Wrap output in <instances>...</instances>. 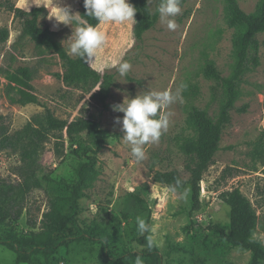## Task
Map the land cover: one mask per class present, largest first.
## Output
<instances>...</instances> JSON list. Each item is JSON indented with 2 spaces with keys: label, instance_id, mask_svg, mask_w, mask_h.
<instances>
[{
  "label": "rangeland",
  "instance_id": "374dc122",
  "mask_svg": "<svg viewBox=\"0 0 264 264\" xmlns=\"http://www.w3.org/2000/svg\"><path fill=\"white\" fill-rule=\"evenodd\" d=\"M237 2L244 12L253 14L261 0ZM39 5L46 7L40 27L48 29L67 53L69 45L63 42L73 34L75 25L51 19L56 13L54 5L70 7L73 13H81L84 7L83 0H0V30L10 32L8 41L0 44V134L6 129L9 136H14L27 127L41 134L25 137L15 150L0 149V199L16 200L25 206L18 222L0 224V240L11 235L27 238L31 231H39L31 229L27 219L40 223L50 200L57 202L65 221L51 241L56 250L48 260V250L28 255L26 248L12 253L0 246V264H107L101 240L106 241L110 258L119 259L110 264H135L137 257L146 264L147 248L138 242L145 233L139 232L137 218L147 223L150 214L155 227L151 238L161 253L162 264H252L251 251L232 246L221 234L231 232L229 193L237 188L258 215L255 239L262 244L264 264V33L258 35L259 65L247 68L243 75L241 95L231 111L230 123L223 129L220 150L202 177L201 209L193 213L189 185L181 190L169 187L155 181L153 175L177 170L189 180L183 145L195 135L190 124L191 108L208 111L214 120L219 117L221 100L213 95L215 84L205 77L204 69L212 63L225 77L234 71L235 30L225 0H183L174 31L158 20L140 41L132 36L134 24L100 25L108 40L92 68L114 76L106 109L92 99L87 85L61 82L56 75L63 74L65 68L54 53L47 48L40 53L35 43L23 36V22L10 7L27 10ZM125 60L133 68L127 78H121L117 66ZM8 67L35 71L38 105L14 103L6 92L4 72ZM182 84L187 88H181ZM150 87L179 91L183 102L166 110L173 113L168 131L158 144L145 146L146 159L136 162L130 146L120 139L122 125L115 123L123 113L114 112L112 106ZM47 109L61 120L94 117L106 135L104 149L97 155V179L84 190L75 214L71 195L61 185L75 182L86 135L71 139L62 131L49 130ZM28 146L32 166L57 182L47 192L26 190L21 169L27 166L22 152ZM72 215L75 222L70 220ZM86 234L99 240H91Z\"/></svg>",
  "mask_w": 264,
  "mask_h": 264
},
{
  "label": "trees",
  "instance_id": "16d2710c",
  "mask_svg": "<svg viewBox=\"0 0 264 264\" xmlns=\"http://www.w3.org/2000/svg\"><path fill=\"white\" fill-rule=\"evenodd\" d=\"M129 2L137 9L132 36L140 41L144 34L151 30L159 20L156 9L160 0H129ZM225 2L230 25L235 30L233 41L234 71L231 76L225 77L212 63H208L204 69L205 77L215 84L213 95L215 98L220 97L221 100L219 117L214 120L208 111L198 107L191 108L190 124L195 135L183 145V152L187 156L186 170L190 174L189 180L183 179L177 170L156 172L153 175L155 181L169 187H177L181 190L189 185L192 191L193 213L199 212L201 209L200 184L202 177L213 164L214 156L220 150L223 129L230 123L231 111L241 95L240 85L243 75L247 68L259 65L261 45L258 35L264 33V0H261L257 11L253 14L244 12L237 0H225ZM182 3L183 0H181ZM10 11L22 20L23 36L34 42L40 53H44V48L51 50L62 63L65 72L56 75V77L64 84L83 83L87 85L92 99L99 102L106 109L107 100L110 97L114 83V76L108 73H99L92 67L87 66L79 57L72 58L54 39L48 29L40 27L39 19L46 13L44 5L31 6L27 10L11 6ZM80 15L83 17L82 24H97L95 19L87 17L84 7ZM9 36L8 29L0 30V44L6 43ZM4 75L7 81L6 92L13 98L14 103L22 106L39 104L37 90L33 85L35 71L32 68L17 67L14 69L8 67ZM46 121L49 130L62 131L71 139L81 134L86 135V143L81 147L78 155L80 162L75 169L76 180L72 184L61 185L71 195L73 213L75 214L78 211L79 201L84 196V190L89 189L97 179V155L104 149L106 135L100 122L94 117L80 120H61L51 110L47 109ZM30 135H34L32 138L41 136L36 130L30 131V127L14 136H9L8 131L3 129L0 134V149L15 150L20 147L25 137ZM30 146L25 147L22 152L23 161L27 163L25 169H21L24 185L26 190L38 189L47 192L57 182L42 169L32 166ZM177 180L181 183L177 184ZM1 196L3 197L2 194ZM229 196L231 232L226 235L221 231V234L232 246L251 251L253 253L252 264H261L263 247L255 239L259 224L258 215L240 189H234L229 193ZM24 211L25 206L17 204L16 200L2 201L0 199V224L7 221L18 222ZM73 216H70V220L75 222ZM64 221L65 216L60 211L57 202L50 200L48 209L42 214L40 223L30 217L27 219L28 226L34 230L39 228V231H31L27 238L11 235L9 239L0 240V246L5 247L12 253H18L19 250L26 248L25 251L28 255H32L37 251L48 250V260L56 250V245L52 244L51 241L62 229ZM153 223L154 217L150 214L147 224L153 226ZM85 236L91 240H99L89 234ZM149 236H151V233H145L138 240L141 246L147 248L145 256L148 257L149 261L146 264H162L161 253L155 243L152 247H149ZM101 243L103 244L106 263L117 262L119 259L110 258L106 241L101 240Z\"/></svg>",
  "mask_w": 264,
  "mask_h": 264
},
{
  "label": "clouds",
  "instance_id": "9594fccd",
  "mask_svg": "<svg viewBox=\"0 0 264 264\" xmlns=\"http://www.w3.org/2000/svg\"><path fill=\"white\" fill-rule=\"evenodd\" d=\"M83 4L87 17L95 19L96 25L82 24L83 17L80 13H73L70 7L58 5H54L56 13L51 19L54 18L58 24L75 25L73 34L63 44L69 45V54L78 56L87 66L94 67L108 40L106 33L99 30V26L108 23L134 24L137 9L129 0H83ZM156 11L160 22L174 31L177 28L175 17L182 11L181 0H160ZM132 68L133 65L125 60L117 66V74L121 78H127ZM181 88L186 89L187 84H182ZM177 102H183L179 91H155L150 87L135 98L126 96L122 103L112 106L114 112L123 113L122 118L116 117L115 123L122 125L123 136L120 139L130 146L131 155L136 162L146 159L145 146L158 144L168 131L173 113L166 110ZM180 183L177 180V184ZM172 191L175 192L176 189L173 188ZM137 226L142 235L155 232L154 226L139 217ZM148 244L149 247L154 245L151 236L148 237ZM135 264H142L140 257H137Z\"/></svg>",
  "mask_w": 264,
  "mask_h": 264
}]
</instances>
